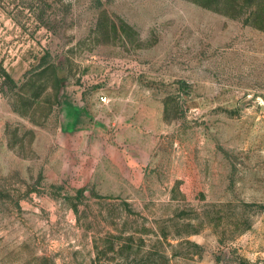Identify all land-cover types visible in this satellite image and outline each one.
I'll return each mask as SVG.
<instances>
[{
  "label": "rangeland",
  "instance_id": "374dc122",
  "mask_svg": "<svg viewBox=\"0 0 264 264\" xmlns=\"http://www.w3.org/2000/svg\"><path fill=\"white\" fill-rule=\"evenodd\" d=\"M253 3L0 0V264H264Z\"/></svg>",
  "mask_w": 264,
  "mask_h": 264
},
{
  "label": "trees",
  "instance_id": "16d2710c",
  "mask_svg": "<svg viewBox=\"0 0 264 264\" xmlns=\"http://www.w3.org/2000/svg\"><path fill=\"white\" fill-rule=\"evenodd\" d=\"M201 7L212 9L221 14L227 15L229 17H235L237 14H245L250 3H253V8L257 11V15L264 19V0H191ZM253 12L247 15L250 16ZM254 14V13H253ZM1 76L8 80L6 73L1 71Z\"/></svg>",
  "mask_w": 264,
  "mask_h": 264
}]
</instances>
